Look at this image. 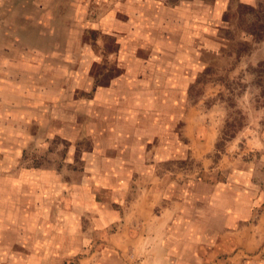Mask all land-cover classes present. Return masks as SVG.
Returning a JSON list of instances; mask_svg holds the SVG:
<instances>
[{
    "label": "crops",
    "instance_id": "1",
    "mask_svg": "<svg viewBox=\"0 0 264 264\" xmlns=\"http://www.w3.org/2000/svg\"><path fill=\"white\" fill-rule=\"evenodd\" d=\"M230 6L0 0L1 122L69 91L80 119L70 127L93 140L80 178L64 176L63 204L53 184L1 180L0 264H264V110L224 138L227 108L207 103L214 83L192 97L217 66V23ZM91 32L118 44L119 72L107 82L92 75ZM252 56L264 61V41Z\"/></svg>",
    "mask_w": 264,
    "mask_h": 264
},
{
    "label": "rangeland",
    "instance_id": "2",
    "mask_svg": "<svg viewBox=\"0 0 264 264\" xmlns=\"http://www.w3.org/2000/svg\"><path fill=\"white\" fill-rule=\"evenodd\" d=\"M213 1L205 0L207 4ZM176 2L178 0H169L170 4ZM217 24L215 44L222 49V54L220 59L217 58V66L201 74V85L194 87L192 97L202 98L209 91L208 82L214 83L213 91L217 90L219 94L207 103L224 102L228 111L224 138H229L248 125V113L264 110V61L256 62L257 56H252L254 49L264 41V0H255L250 5L231 0V6L222 16V23L219 21ZM86 39L92 41L99 55V61L92 69L95 83L109 81L119 72V55L113 53L118 50L116 40L102 37L97 32L89 33ZM140 56L148 55L140 53ZM203 60L209 63L216 59L212 54L205 53ZM203 82L205 85H202ZM44 88L42 86V90ZM72 96L73 93L68 91L62 100L42 102L39 112L29 110L23 118H2V122L0 119V183L10 175L14 180H22L13 184L25 185L28 189L31 187L28 184L35 183L33 187H45L48 191L49 185L53 184L58 190L55 194L57 204L64 203V176L80 178L84 166L82 157L91 150L93 143L90 135L83 136L70 127V124L80 120L66 107L65 98ZM7 129L11 135L6 134ZM6 142L12 150H5ZM16 144L18 149L13 148ZM7 154L9 158L4 157ZM36 175L37 181H31ZM48 175H56V184L47 180ZM8 184L5 181V185ZM24 195L30 196L31 192ZM51 202L54 203L53 200Z\"/></svg>",
    "mask_w": 264,
    "mask_h": 264
},
{
    "label": "trees",
    "instance_id": "3",
    "mask_svg": "<svg viewBox=\"0 0 264 264\" xmlns=\"http://www.w3.org/2000/svg\"><path fill=\"white\" fill-rule=\"evenodd\" d=\"M261 40H262V37H261Z\"/></svg>",
    "mask_w": 264,
    "mask_h": 264
}]
</instances>
